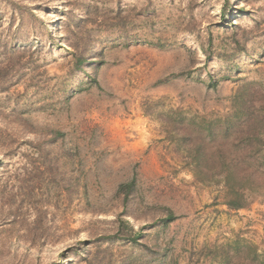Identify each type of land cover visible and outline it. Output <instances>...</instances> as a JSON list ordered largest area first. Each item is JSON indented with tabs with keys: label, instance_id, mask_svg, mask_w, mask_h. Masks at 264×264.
I'll use <instances>...</instances> for the list:
<instances>
[{
	"label": "rangeland",
	"instance_id": "obj_1",
	"mask_svg": "<svg viewBox=\"0 0 264 264\" xmlns=\"http://www.w3.org/2000/svg\"><path fill=\"white\" fill-rule=\"evenodd\" d=\"M246 89L264 0H0V264H264V190L190 153Z\"/></svg>",
	"mask_w": 264,
	"mask_h": 264
},
{
	"label": "trees",
	"instance_id": "obj_2",
	"mask_svg": "<svg viewBox=\"0 0 264 264\" xmlns=\"http://www.w3.org/2000/svg\"><path fill=\"white\" fill-rule=\"evenodd\" d=\"M76 58L79 68L85 57ZM257 92L240 91L229 114L190 124L192 132L196 133L193 144L190 143L196 176L210 180L221 174L217 182L225 193L228 189L234 194L251 189L264 190V107L257 108V102L246 99L256 98ZM243 202V199H234L226 204L238 209L245 206ZM174 218L171 215L167 221ZM249 248L246 257L254 263L258 261L257 250ZM223 256L222 264H227L230 256L227 252Z\"/></svg>",
	"mask_w": 264,
	"mask_h": 264
}]
</instances>
